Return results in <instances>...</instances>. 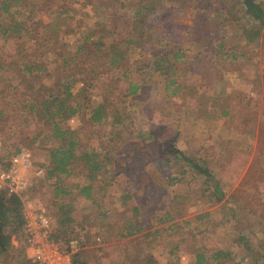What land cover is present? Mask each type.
<instances>
[{"label":"rangeland","instance_id":"374dc122","mask_svg":"<svg viewBox=\"0 0 264 264\" xmlns=\"http://www.w3.org/2000/svg\"><path fill=\"white\" fill-rule=\"evenodd\" d=\"M75 1L22 0L24 5L28 6L27 8L41 4V9L33 19L23 21L22 17L18 16L17 20L25 23L24 27L29 37L43 31L57 30L61 32L68 29L69 33L63 36L69 50L80 37L83 29L93 27L97 33H101L103 29L108 30L110 33L104 35L102 40L108 44L116 41V34H112V31L118 33L122 27L128 28L129 22L132 21L131 8L134 5L131 0H122L127 4L128 9H121L118 2L112 0H90L92 3L81 9V2ZM102 1H105L106 5ZM256 2L264 9V0H256ZM94 6L97 7V11L95 10L96 13L94 12L93 16ZM64 7L68 8L71 15L69 20L63 18L62 13L60 14L65 9ZM218 9L222 12L220 15L216 11ZM156 11L159 12L160 18H156V21L153 22L149 18L146 25L147 28L149 27L147 34L154 38L153 45L164 47L167 44L166 49L181 47L186 52V61L183 62L181 71L176 76L181 91L173 98H167L164 83L168 77L155 74L148 80V87L143 96L135 98L133 104H128L127 111L131 115V131L134 135L131 139L136 145L135 149H137V144L140 145L139 160H136L138 167H135L134 174L128 175L120 170V165L118 167L117 164L116 166L113 164L109 165L110 167L106 166H108L107 169H116L110 170L112 173L110 178L114 179L119 174L122 177H128L127 182L134 188L133 195L135 196L134 200L130 199L125 203L115 200L113 204H110L108 199L103 198L97 200L103 208L110 207L108 215L111 218H109L108 225L111 226L108 227L109 233L105 235V239L112 242L120 241L121 244L129 241L133 243L137 239L133 236L130 238L120 237V233L125 231L129 221L134 220L131 208L134 203L137 204V186H141L140 184L143 182L146 183L145 186L151 184L149 181L153 177L156 182H152V187L154 186L155 189L151 194L153 199H156L155 204L157 203V207L153 210L154 217H160L165 210H172L176 214L180 211L184 212L183 216L176 215L175 221L182 220L183 217H194L206 211L208 214L194 223L198 230L200 229L195 237L196 243L190 239L180 241L178 236L168 237L170 239L166 241L164 247L169 246L168 249H171L175 244L177 246L172 254H167L163 249L161 255L160 252L156 253L162 246L147 249L149 253L158 257L157 261L153 257L150 259L148 256L142 257L135 248L130 252L131 254H126L123 263L164 264L168 257L166 260L169 264H199L195 259L196 252L193 249L198 253H204L203 247H205L206 249L211 248V250L205 253L208 261L204 264H264V174L261 173L264 171V158L261 163L263 170L253 169L256 168L254 167L255 163L259 164L258 159L261 158L259 156L264 152V146H262V151L255 150L258 134L261 138L264 137V28H258V24L255 23L253 26L248 22L242 0H211L208 10L199 9L196 6V0H160ZM224 17L225 19L222 20ZM10 18L13 20L15 16L12 15ZM217 21H220L221 24L215 27ZM113 26L117 27L115 30H110ZM9 35L11 36V34ZM208 36V48L212 43L210 41H213L214 44L224 42L226 54H222L219 49L214 53L204 49L207 46L205 38ZM16 45L17 41L10 37L9 41H6L5 47L12 51ZM233 46L239 47V49H235L238 54L236 59H232L227 54L234 50ZM198 51L203 52L202 57L199 58V62L203 64H201L202 67L193 64L195 63L193 57L197 55ZM134 53L137 55V49ZM198 54L200 55V52ZM101 81L102 79L96 78V82H94L95 85L92 88L94 96H96V89ZM80 87V82L73 87L77 98L82 97ZM60 122L65 127H69L71 137L80 139L83 145L88 144L92 139V136L90 138L87 134L88 131H78L77 118H66ZM160 125L166 128L170 134L177 135L175 145L184 154L193 158L206 155L211 160L210 173L221 183L226 184L224 195L220 200L212 199L214 196L209 195L211 190L207 191L201 188L200 178H194L186 184V180L190 177L187 178L184 175L181 181L167 184L165 178L163 179L165 176L161 173L153 174L152 167L155 166L153 162L163 158L161 156L163 147L161 145L156 147L150 140L142 141L137 134L150 129L154 131ZM1 126L0 122V137L4 145L10 148L17 140L9 132L1 130ZM106 133L107 135L102 137L104 140L107 138L109 130ZM100 137H97V141L92 145L102 154L105 147L99 146ZM52 142L50 137H44L34 142L32 147L23 146L30 149L36 163L45 159L46 150L43 147L52 146ZM227 144L229 148H232L234 154L237 153L235 154L236 158L232 154L231 162L225 163L224 149ZM213 147L216 148V152L212 151ZM178 163L172 164L168 170L173 177H180V171L183 169V162ZM248 166H252V168ZM104 176L111 175L107 173ZM75 178L76 175L73 173L64 179V185L69 187ZM186 189L188 196L196 197V200L193 198V203L189 201V204H185V198H175ZM38 190L39 185L33 191L32 196L45 205L51 215V222L53 218L57 217L60 209L58 207L61 203L74 205L72 215L79 225H73L75 232L69 234L67 238L82 237L91 243V235L94 234V230L98 226L93 222L100 216L99 212L102 210L93 205L86 210L85 205L88 204V201L86 203L74 193L71 195L60 194L54 198L49 192L40 194ZM115 193L120 192L115 190ZM236 194L239 195L235 196ZM144 195H147V191L144 192ZM203 196L205 198L201 199ZM210 198L212 200H209ZM85 214H89V224L91 225L90 227L87 225L88 227L84 230L80 229V225L82 222L85 223V220L82 219ZM95 216L96 218H94ZM62 239L67 240L63 237ZM99 239V241L94 240L95 251L101 248L99 246L101 237ZM11 241L14 246L18 245L14 237L11 238ZM85 245L87 244L85 243L83 246ZM192 245L194 248L191 250ZM116 246L113 248L114 253L119 248L118 243ZM214 247H219L223 253L218 258L212 257L213 253L218 250V248L212 249ZM22 253H25L26 256L29 255L25 246ZM78 253L79 260L83 262V252L78 251ZM14 255L15 253L11 250L5 252L2 264H17L20 256ZM95 255L98 256L97 253ZM89 257L91 264L108 263V260L103 263L101 256H98L99 259L93 255Z\"/></svg>","mask_w":264,"mask_h":264},{"label":"trees","instance_id":"16d2710c","mask_svg":"<svg viewBox=\"0 0 264 264\" xmlns=\"http://www.w3.org/2000/svg\"><path fill=\"white\" fill-rule=\"evenodd\" d=\"M76 1L81 2V9L92 3L90 0ZM112 1L118 2L121 9H128L127 4L122 0ZM131 1L134 5L131 8L132 21L129 22L128 28L122 27L118 33L112 31V34H116V41L107 44L102 40L104 35L110 33L108 30L103 29L101 33H97L96 29L88 27L81 30L82 34L69 50L63 36L69 33L68 29L61 32L57 30L43 31L29 37L26 34L25 23L17 20L18 16H21L23 21L33 19L41 9V4L27 8L28 6L24 5L22 0H0V122L2 123L1 130L9 132L17 140L10 148L6 147L5 155L9 156L23 145L32 147V144L40 138L50 137L53 140L52 146L43 147L46 150L45 159L34 162L45 169L43 177L36 179V186L39 185L40 194L49 192L51 197L56 198L61 193L68 192L64 188L66 186L63 182L74 173L76 178L73 183H76L82 196L89 197L95 186L96 191L93 193L99 197L103 184L98 182L94 185L93 183L100 181L104 174L109 173L110 170H116L114 168L107 169L109 165L116 166L117 164V167L120 165V170L124 174H134L135 167H138L136 162L139 160L140 145L137 144V149H135L136 145L131 139L134 135L131 131V115L127 111L128 104H133L135 98L143 96L148 87V80L155 74L168 77L164 83L167 98H173L181 91L176 76L181 71V65L186 61L185 50L181 47L166 49L167 44L164 47H156L152 42L154 38L147 34L149 27L147 28L146 25L149 18L151 22L160 18L159 12L156 11L160 0ZM102 2L106 5L105 1ZM210 4L211 0H196V6L199 9L208 10ZM242 4L248 22L253 26L255 23L258 24V28H264V9L256 0H242ZM96 6L92 12L93 16L96 13L95 10L97 11ZM216 11L219 15L222 13L219 9ZM61 13L66 20L71 19L68 8H65ZM12 15L15 16L13 20L10 18ZM224 19L225 17L222 20ZM103 23L106 24V22ZM217 23L215 27L221 24L220 21ZM116 27L113 26L110 30H115ZM10 37L17 41V45L12 51L5 47L6 41H9ZM205 39L207 46L204 49L210 53L219 49L222 54H226L224 42L214 44L213 41H210L212 43L208 48L209 36ZM136 49L137 55L133 54ZM233 49L227 54L232 59H236L238 54L235 49H239V47L233 46ZM202 51H198L197 55H194V66L195 64L198 67L201 66L199 58L203 55ZM96 78L102 79V81L97 86L96 96H94L92 88ZM78 82L81 83V98H77L73 92V87ZM66 118L78 119V131H88L89 137L92 136L89 142L90 146L89 143L83 145L80 139L71 137L70 128L60 122ZM107 130H109V134L104 140L102 137L107 135ZM99 136H101L99 146L105 147L102 154L92 145ZM137 136L142 141L150 140L156 147L160 145L163 147L161 155L163 158L156 159L154 162L163 176H169V179L166 180L167 184L179 182L186 175L187 178L190 177L186 180V184L194 178H200L201 188L207 191L211 190L209 195L214 196L212 199L218 201L224 195L226 184L221 183L210 173L211 160L206 155L193 158L184 154L175 145L176 134H170L166 128L160 125L155 131H140ZM256 146L255 150L258 152L263 150L264 137L261 138L259 134ZM212 151L216 152V148L213 147ZM232 154L234 152L227 144L224 149L225 163L231 162ZM259 157H261L258 159L259 164L255 163L254 167L256 168L253 169L261 171L263 170L261 163L264 152ZM180 161L183 162L180 177L171 176L172 174L168 170L172 164ZM248 167L252 168V166ZM76 173L79 174V177ZM261 173L264 174V171ZM85 182L88 183L82 184ZM104 186L106 187V184ZM146 187L147 195L137 194V206L134 209L140 225L145 220V212L153 213L154 208L157 207L156 199H153L151 194L155 189L154 186L152 187L151 183ZM187 193V189L180 193L184 195L185 204H189V201L193 203L196 197H190ZM237 195L239 194L235 196ZM203 198L205 197L203 196L201 199ZM59 208L57 214L59 225L55 226L53 237L68 239V235L74 233L75 230L71 219L66 215L68 207L63 205ZM140 213L144 215H140L142 216L141 220L138 217ZM207 214L206 211L194 217L183 218L173 227H156L152 234L148 231L142 237L148 239L150 235L155 236L159 243L168 237L178 236L180 241L190 239L196 243L195 237L200 229L198 230L194 223L206 217ZM171 219L174 217L167 212L164 220L162 217L156 220V225ZM129 223L125 227L124 233H120V237L132 236L142 230V227L137 225V221ZM12 237L15 238L18 245L12 244ZM24 246L27 251L21 203L0 193V264L3 263V255L8 250L14 252V256H20L17 264H36L31 261L29 255L26 256L25 253H22ZM173 248L176 249V246ZM193 248L194 245L191 250ZM215 248L218 250L213 253L212 257L218 258L223 253L219 247L212 249ZM203 249L204 253H198L193 249L196 252L195 259L199 264L208 261L205 253L211 250V248L206 249L205 247ZM72 258L73 264H85L79 260L78 252L73 253ZM150 258L148 256V259Z\"/></svg>","mask_w":264,"mask_h":264},{"label":"built area","instance_id":"2783aa9c","mask_svg":"<svg viewBox=\"0 0 264 264\" xmlns=\"http://www.w3.org/2000/svg\"><path fill=\"white\" fill-rule=\"evenodd\" d=\"M6 149L0 137V193L21 203L29 258L36 264H73L72 255L84 244L85 238H54L51 215L32 196L37 188L36 179L45 174L44 167L34 163L30 149L25 146L7 157Z\"/></svg>","mask_w":264,"mask_h":264},{"label":"crops","instance_id":"0c3cea01","mask_svg":"<svg viewBox=\"0 0 264 264\" xmlns=\"http://www.w3.org/2000/svg\"><path fill=\"white\" fill-rule=\"evenodd\" d=\"M150 131H153V130L150 129ZM154 131H155V129H154ZM153 163L155 164V166L152 167V170H154L153 174L155 173V174L158 175V173H160L159 170H158V166L156 165V162H153ZM108 174L111 175V176H109V177L108 176H104L99 181L100 184H103L102 190L100 191V196L99 197L95 196V194L93 193V192L96 191L95 186L92 189L93 191L90 192L91 194H90L89 197L82 196L80 191H79V189L76 186V183H73V182H71V185L69 187H64L65 189H67L66 191H68V192L61 193L63 195H71V194L74 193V194L77 195V197L83 199L86 203L88 201V204L85 205L86 210L90 209L92 207V205L93 206H97L98 208H100L102 210L101 212H99V215H100V216H98L99 218L98 217L96 218V216L94 217V218H96V220H95L96 222L94 221L93 223H94V225H96V223H97L98 226H96V228L94 230V234L91 235V238H90V239H92L91 243H89V241L85 239L84 244L86 243L87 245L83 246L84 245L83 244L76 251V252H78V251L83 252V254H84L83 255L84 256L83 262H85V264H91V259H90L89 256L93 255L94 257H96L98 259H99L98 256H101L102 257V262L103 261L107 262L106 260H108V263H106V264H125V263H123V260L126 257V254H128V255L131 254L130 252L134 251L135 248L137 249L138 254L141 255L142 257L150 256V257H153L154 260H157L158 257L153 255L151 252L149 253V251H147V249H153L155 247L159 248L160 246H162V248L160 250H158V252H156V253L160 252V255H161L162 254V249L165 250L167 254L173 253V251L177 249L176 244L174 245V246H176V249L173 248V246L171 247V249H168L169 246L168 247L167 246L164 247L165 244H166V241L168 239H170V238H166V240L158 243L155 236H151L150 235V237L148 239H144L142 236L145 234V232H148V231H150L151 234H152V232H154L153 230L156 227H164V228L173 227L176 222H178V223L180 222V219H179V221H175L174 219H175L176 215H182L183 216L184 212H181V211L176 214L172 210L171 211L165 210L162 213V215L160 216V217H162V220H164V218L166 217L167 212H169V214L172 217H174V219H171L169 221H164L163 223L158 224V225H156V220L159 219L160 217H154V213L152 214L151 212H145V214H144L145 215V220H143L141 222V225H140L138 223L139 221L137 220V215H135V212H134V209L137 206V204L134 203V205L131 208V210H132L131 211V215L134 216V217L136 216V217L134 218V220H132V223L134 221L135 222L137 221V225L139 224L142 227V230L140 232H137V234H133L132 235L133 237H137V239H135V241H133V243H132V241H129V242H126L124 244H121L120 241H113L112 242V241H106L105 240V238H104L105 235L107 233H109L108 227L111 226V225H108L109 221H110L109 218H111L108 215L109 212H110V209H109L110 207L106 206V208H103V206H100V204H99V202L97 200H99V198H101V199L103 198V199H108L110 201V204H113V202L115 200H118L119 202L121 201L122 203H125L128 200L133 199L134 196H135V195H133L134 188L131 186L130 183L127 182V178H128L127 176L123 175L124 177H122L121 174H119L116 177H114V179H112V178H110V177H112V173L109 172ZM171 176H173V175H171ZM164 178H165V181H166V180L169 179V176L165 175V177H163V179ZM149 182L150 183H152V182L155 183L156 181H154V178L151 177ZM86 183H88V182H85V183H82V184H86ZM95 183L97 184V181L94 182L93 184L95 185ZM104 184H106V187L104 186ZM121 184H123V185H121ZM145 184L143 182V184H140L141 186H137V194H140V193L144 194V192H146V188L147 187L145 186ZM157 184H159V183H157ZM157 187H156V189H157ZM115 190H117V191L119 190L120 193H118V194L115 193ZM115 196H117V199H115ZM92 198L93 199L95 198L94 199L95 202H94V200ZM175 198L176 199H179V198L184 199V195L183 194L177 195V196H175ZM61 205L62 206L66 205L68 207V211H67L68 214H66V215L71 219L72 226L73 225L75 226L76 224L79 225L78 221H75V217L72 215V212L74 211V205H72L71 203H69V204L68 203H66V204L61 203L59 205V207H62ZM59 207H58V209H59ZM65 209H66V207L64 206V210ZM150 214H152V215H150ZM140 215H143V214L142 213L139 214V216H138L140 218L139 220H141V218H142V216H140ZM183 218H188V217H183ZM82 219L85 220V223L82 222V225H80L82 227H80V229H84L85 230L88 226L90 227V225H91V224H89L90 223L89 214L88 215L85 214ZM98 219H99V221H98ZM104 220H105V222H103ZM52 222H53L52 223L53 224V229L55 228V226L59 225V221L57 222V217L53 218ZM98 222H100L101 224H99ZM153 223H155V224H153ZM178 223H176V224H178ZM129 224H131V223H129ZM97 227H99V228H97ZM103 228H105L106 230L103 229ZM54 232H55V229H54ZM132 236H128V237L130 238ZM95 237H99V238L101 237V244L99 245V246H101V248L97 249V251H95L94 248H93L94 243H95V241H94ZM116 243H118L119 248H117L118 250L116 251V253H114L113 248L117 247ZM139 248H141V249H139ZM96 253H97L98 256L95 255ZM166 259H165L164 264L168 263Z\"/></svg>","mask_w":264,"mask_h":264}]
</instances>
